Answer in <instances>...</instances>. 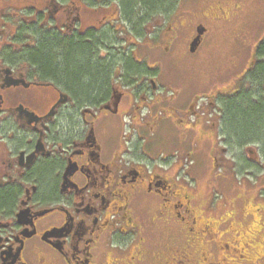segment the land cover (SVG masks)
Masks as SVG:
<instances>
[{
	"label": "flooded vegetation",
	"instance_id": "1",
	"mask_svg": "<svg viewBox=\"0 0 264 264\" xmlns=\"http://www.w3.org/2000/svg\"><path fill=\"white\" fill-rule=\"evenodd\" d=\"M229 7L0 0V264H264V140L231 123L238 100L264 105V31L196 68ZM186 165L207 169L202 201Z\"/></svg>",
	"mask_w": 264,
	"mask_h": 264
},
{
	"label": "rangeland",
	"instance_id": "2",
	"mask_svg": "<svg viewBox=\"0 0 264 264\" xmlns=\"http://www.w3.org/2000/svg\"><path fill=\"white\" fill-rule=\"evenodd\" d=\"M229 1L234 5H237L238 8L235 9H232V7L227 8L230 11V17L228 20L219 24H215L213 22L211 23L207 22V24L209 23V26L211 28V34L206 42V47L204 49L205 51L201 53L203 55L202 62L205 63L196 67L197 72L202 79H205L208 73L216 72L217 69L222 68L223 65L225 66L226 59L228 58L229 60H231L232 54L240 50L242 51L243 49L246 48L248 50L250 48L249 45L253 42L254 38H256L259 35L257 33L259 32L261 33V31H264L263 30L264 0H229ZM243 41H246V44L249 42L251 43L247 45V47H242ZM190 63H186L180 68H179L180 66L179 64L178 66H176V69L179 68V70H183L184 73L188 75V72H190V68H189ZM233 66H231L230 69H232ZM191 67H195V66L192 65ZM232 71H233L232 74L234 75L240 70L234 69ZM168 72H169V68H168ZM173 144L174 142L171 140L169 146L170 150L165 151L166 156H161L159 158L160 164H165L162 163L161 160L172 161L180 158V154L177 151L175 152L176 148L175 145ZM187 167L189 166L188 165L184 166V169L180 175L181 179L189 182V178L187 175L188 171L189 174H191L192 172V175L197 177L198 182L196 185L197 189H195V192L199 194L200 201H202L204 199L203 196L206 193L209 194L210 191L209 186L211 182L208 181L207 179V169H205L203 173L199 174L196 172L197 170H199V168L197 169L194 167H189L188 169ZM219 193H222L223 195L222 196L223 198L221 197L220 203L225 202L224 201L225 197L229 194L227 189L226 188L220 189ZM217 199L218 196L215 197L214 201H217ZM161 227H162L161 225H158V228ZM236 229L238 230L239 228L236 227ZM155 236L157 237L158 242H162L166 238L167 234L156 233ZM233 237H230L228 241H230ZM236 245L237 244H233V247L234 248L239 247L238 245L237 246ZM223 261H224L223 264H241L239 258V252L231 248L230 251L226 253V259Z\"/></svg>",
	"mask_w": 264,
	"mask_h": 264
},
{
	"label": "trees",
	"instance_id": "3",
	"mask_svg": "<svg viewBox=\"0 0 264 264\" xmlns=\"http://www.w3.org/2000/svg\"><path fill=\"white\" fill-rule=\"evenodd\" d=\"M105 76L106 74L101 67L98 68L97 74L93 73V76L91 73L89 74L87 72V69H85L82 73V77H84V79L82 78V81L85 79L88 80V78L90 79V84L84 90L85 93L89 96H93L98 92L104 91L105 87L103 86V81L106 80ZM246 104V101L240 102L239 100L236 102V104H233V111L231 110V112L234 114L232 117L233 120H231V123H233L232 129L243 128V130L248 131L245 137H250L253 135L257 138H261V140H264V105L254 106L250 103L249 107H247ZM253 114L257 116H253Z\"/></svg>",
	"mask_w": 264,
	"mask_h": 264
}]
</instances>
